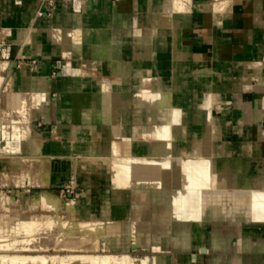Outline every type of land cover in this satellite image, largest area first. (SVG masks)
Masks as SVG:
<instances>
[{
	"label": "rangeland",
	"instance_id": "rangeland-1",
	"mask_svg": "<svg viewBox=\"0 0 264 264\" xmlns=\"http://www.w3.org/2000/svg\"><path fill=\"white\" fill-rule=\"evenodd\" d=\"M9 1H11V0H0V17L3 15L8 16L9 14H11V20L10 21H12V24H5L4 25V24L0 23V26L3 28V33L0 36V44H1V40L8 37L9 35H10V38H11V36L13 37L12 28H13L14 33L15 32L18 33L19 31L23 30V34L26 35V37H27L26 38V41H27L26 44L21 45L19 43V41H15V40H13V41H15L21 45L19 53L22 56H29V58H27V61H29L30 64L35 69L38 65V59H41V58L43 60L46 59L45 55H44V51L42 48H44V45H47L45 40L43 41L44 42L43 44L38 43V42L37 43L34 42L33 39H34V37H36L35 35H37L35 30H39V35L42 37H45L44 34H45L46 28H47L46 18H55V20H57V21L60 20L61 13H62V6L60 5V1L61 2L65 1L64 4L69 5V9H68L70 12L69 21L68 22H61L60 25L57 26V35L59 36V39H60L59 42L57 41V44H59V45L62 44L61 46H63V50L68 49V52L73 51V49H74L73 47L75 45V42L73 40L74 38H72V35L76 33L77 26H75L76 28H73L71 25V15H73V14L71 13L70 9H72V11H74V12H76V10H77V12L73 15L74 19H75V15L83 13V12H81V9L83 8V6L78 8L77 4L75 2L76 0H41L39 6L37 8L38 9L37 13H35V16H32L31 18L22 16L21 11L20 12L19 11L14 12L12 10L8 11L7 9H9L8 8L9 6L7 3ZM148 2H149V0H143V2H140L138 5L136 20H135V30L137 28L136 27V21H139L141 25H143V23L144 24L147 23V19H145L144 15L148 12V10L150 8V5ZM165 2L167 3L168 0H164V1L156 0V3H158L162 7V9L166 6ZM185 2L192 8V12H193L191 0H185ZM216 2H218V4L221 7H223L222 16H221L222 20L220 21V23H222V24L218 25V28H215V30H219V28L223 26L224 22L230 18V14L232 12V6H231L232 0H212V2H204V1L202 2L201 1L200 4H210V3H216ZM9 4H10V2H9ZM99 5L100 6H99L98 10H100L101 7L103 6V3L101 0L99 2ZM104 6H105V8L107 7L106 3ZM98 10H97V12H98ZM192 12H191V15H192ZM45 15H46V17H45ZM191 15H190V17H191ZM41 19L43 20V23L39 22V21H41ZM189 20H190V18H189ZM212 23L214 24V21ZM93 25L91 26L90 30L85 34L86 37L83 40L84 41L83 43L87 44L88 48L95 54L96 51H94V47L102 45V42L96 41L95 31L99 28L94 27ZM213 27H215V26L213 25ZM125 29H127V28H125ZM140 29H141V31H145L143 26ZM9 30H10V32H9ZM128 32H129V36H130L131 33H130L129 29H128ZM67 35H69V36H67ZM158 35H159V33H157V39H158ZM67 37H69L68 40H67ZM165 37H166V35H165ZM161 39H162V37H161ZM62 41H65V42H62ZM72 44H73V46H72ZM10 45H12V48L15 52L18 51V49H19L18 44L13 43ZM30 49H31V51H30ZM69 49H70V51H69ZM259 50H260V46H256V45L254 46L253 44H251V48L248 50L247 55L253 56V53H258ZM111 51H112V53L110 51L109 52L107 51L104 53V55H101L100 57H99V55H97L95 57L105 61L104 68L107 65L110 67V65L107 63L110 61V59H111V61L113 60L114 64H113V66L111 65L112 68H118L119 69L120 67H122L123 70L125 71V74H115V73H111V72H109L110 74H105V72H103L104 68H98V67H95L94 65L86 66V65L82 64L81 62H79V61L83 60L82 58H74V56L67 54V53H63L62 55H59V56L51 55L47 58L51 62V72L48 75L49 77H51V78L57 77V72L62 71L64 66H65V68L68 69L67 73H69V74H66L64 77L68 81L66 83H69V87L72 89L71 91H68V93L70 94V95L68 94L69 98H73L75 93L77 92V91H75V89H77V88H75L76 87L75 84L77 82H80V81H81V83L83 82L82 83L83 88L79 89L80 92H82V89L84 91L85 90L84 87L87 84L94 82L93 81L94 75H97V76L102 75L105 78H107L109 81H113L115 84H117L119 82L118 85H126L125 87L127 88V92H128L127 96H128L129 104L124 105L123 108L121 106L120 111L118 110L119 112H116V114L119 117L121 115L122 118L120 117V119H123L124 121L122 123V120H121L118 122V124L115 122L116 127L111 130L112 134H111L110 130H109V134L106 133L108 131V129L105 128V126L103 127V125H105V123L103 124V122L98 121L96 123L93 122L96 124V125H94V124H91L89 121H86L84 119L82 122L76 121L73 123L74 127L70 130L71 132L69 131L68 137L66 135L67 139H65L63 137V135H61V134L54 133V127H55L54 120L57 117V106H58L54 97L56 96L57 93H58L57 96L60 95L59 90L55 89L56 85L55 84L50 85L49 83H46L44 81V78L40 79L39 80L40 82L38 81V84H36V82L33 81V79L23 77L21 75V71L19 74L15 73L13 70H10L9 74H8V71L5 73L6 68L8 67V65H10V63H8V61L6 62L7 65L5 64L6 65L5 70L3 71V74H1L2 76H0V160H1L0 161V242L6 241V244H8L9 246L7 247V246H5L6 244L1 243L3 246H1V244H0V255H10V254L39 255V254H41V255H44L45 257L51 259V257L53 255H69V254L102 255V254L108 253V254H115L118 256H122L125 253H128L134 257H142L144 255H147V256L162 255L164 257H167V256L170 257L171 256L170 257L171 260H173V261L176 260L174 262L172 261V264L173 263L174 264H183L181 262V256H185V255L191 256L193 253H195V249L193 247L195 245H197V242H198L197 241L198 230H199L198 225L200 222V218H199L200 214H198L197 207L196 208L194 207L195 210H192V209H194L193 207H192V209L190 208L192 211L190 209H185V210L182 209V211L184 213L186 211V213H185L186 217H185L183 212L182 213L180 212V214L181 215L183 214V217H185L183 219H184V222H186V226L189 227L188 229H189V232H190L191 238H192L191 239L192 240L191 241L192 247H181L182 245H185L186 243L175 247L173 245V243H174V241H173L174 237L173 236L174 235L172 233H169L168 230H171L172 228L178 229L183 225L182 223H180V220H178L176 215L173 217V220H171V221H175V222H172L171 225L170 224H168V225L164 224L165 227H164V225L160 226L158 224L159 223L158 218L156 217V214H155L156 210H157L155 203H153V202L148 203L147 202L148 199H145L146 201H144V202L146 203V205L143 209V213H140L139 212L140 210L135 207V200L139 196V192H141V191L145 192L146 191L145 189H143L142 185H140L138 183L137 184L132 183L130 185L129 183L131 182V180H133V178H129L130 179V181H128L129 183H125V184H129L128 187H126L127 185L124 186V184H123L122 186H120V188L123 190L122 191L123 193H119L120 195L114 196L112 190L114 188H119L118 186L114 185L115 184L114 178L110 177L107 172H103L107 175L106 176L102 172H100L102 174L101 175L98 172L93 171L94 169L92 168V165L90 163L89 158L88 159L85 157L82 158L81 155H79L80 154L79 149H81V147H85L88 144L87 143L88 141L92 142L93 146H98V145L101 146L102 145V146H105V148H106V147H108V145L109 146L112 145V141H120L121 140V141H124V143L122 144V147H121L122 148L121 156L125 155L124 157L128 158V159H124L125 161L124 160H122V161L126 163L125 165H128L129 167L131 166L130 169H125V172L135 173V172H133V170L138 171V169H139V170H143L148 175H150V173H152L150 168H152V170H154L153 168H155L157 163H161L160 162L161 160L160 161L159 160H151V161L149 160L150 164L149 163L147 164L148 161L146 162L143 159L140 160L139 157L141 155L140 156H139V154L136 155L135 152H133V151L139 147L138 141H140V142L141 141L142 142L148 141V140L150 141L152 138L151 136L149 137L148 135H145V136L142 134L139 135V133H138L139 129H137L136 127L137 126H143V125L149 126V127L160 126L165 119V117L162 115L163 114L162 112H163L164 106L167 107V104L161 105L163 108L157 107V106L152 107L151 110H152V114L154 117L152 120H149V115H148V112H146V109H144V107L141 108V107L137 106L138 104H136L134 102V100H135L136 94L140 91V89L138 88L139 83H140L139 82L140 80H138L139 78L144 79L143 87L150 92L149 98L151 100L155 96H158V97L163 96L164 97V94H168V92H161V91L164 89L162 84L168 86V85H171L172 83H174V81H175V73L173 72V69H172V67L174 65L172 64V62L168 56L170 50L168 48H165V47H160L157 50L155 48V52H156L155 60L158 62V66L161 70V72L158 74V77L160 78L158 83L160 84V86L162 88L161 91L156 90L157 85L154 83V79L150 78L152 76L150 73L149 74L148 73L147 74L139 73V77H138V73L136 72V70H135L136 68L133 64H130V63L125 64V62L122 61V64L118 66L116 60L113 59V56H114L113 52L114 51L113 50H111ZM214 51H216V50L214 49ZM214 51L212 53V59L214 62L220 61L221 62L220 65H212L210 58H208L207 60L198 58L197 60H195V66H194V64H192L190 67V65H189L190 54L188 57V61H187L188 69H187L186 74H185V81L187 83L183 88V93H185V95L187 96L188 102L182 108L183 112L181 111V114L184 115L185 118H187V120L184 122H180L177 125L180 128V132L183 133V130L185 131V135H182V138L181 137L178 138L181 140V146L183 148L182 152H184V153H182V152L180 153V157H178V159H177L178 160L177 165H178L179 169L185 168V167H187V165L191 164L190 157L196 158L197 167H195L193 169V172L196 173V175H197L195 177L201 178L200 175L202 174V176L204 177V180H205L204 181L205 184L200 186V190L203 191V189H207V190H209V192L212 196L216 195L217 197L223 196V194H224L223 192H227V193L236 192L238 194L237 196H238V198H240V200H241L240 204H241V207H243V208H239L240 211L238 209L235 210V211H237V213L234 212V215H236V216H234V218H233L234 221L232 220L234 223L233 224L234 226L231 227L233 231L231 232L230 230H228V227H225V226L221 227L220 225H218V228L216 225H213L211 228H208V232H213L215 230L219 231L220 229H223V230L225 229V231L228 230L227 232L230 234L229 235V238H230L229 243L231 245V244H235V241L240 237V236H238V232L236 233V231L241 230L242 232H244V230L248 229V228L249 229L256 228V229H260L261 231L264 230V224H263L264 223V218H263L264 213L261 212V209H264V199H263L264 198V193H263L264 192V184L258 182V179H259V181H262V179H260L261 177H259L261 173H259V171L256 169L255 161L248 159L247 155L241 153L242 155H241L239 160H234L233 158H231L232 149L236 148V146H232L231 136L233 133H236L239 130V127H238L239 125L235 124L233 122V120L235 119L236 121H243V122L247 120L248 123L260 122L261 117L264 116V106H262V105H264V102H263L264 97H260L259 98V99H261V101H260V100L256 99L255 97H250L249 95L244 96V98L246 99L245 103H244L245 109H247V111L250 112L249 118H246V119L242 118L241 115H243L245 117L248 116V114H246V112L245 113L241 112V114L240 113L236 114L237 109H239V108L242 109V105H240V103L242 101V96H234V93L237 94L238 92L240 93V92H243L245 90H248L250 92L251 91L255 92V95L256 94L264 95V91H258L256 89V86L259 83H262L264 81V66H263L264 61H260L257 59H255V60L239 59V60H235L238 62H229L228 63L226 61L218 60L216 57L217 52H214ZM37 53L39 55H35ZM64 54H66V55H64ZM1 61H5V60H1ZM135 61H136V58H135ZM151 61H152L151 59L145 60V62H146L145 67H146V69L149 70V72H151L154 69V66L151 63ZM30 64L27 62H23L21 65V69L24 66L28 65L30 67V70L32 71V69H31L32 67ZM132 69H133V71H132ZM16 71H18V70H16ZM80 75H81V77H80ZM207 76L211 77V80H212L211 84L213 87L208 88V89L205 88L206 90L203 89L201 91L200 95L202 94L201 95L202 100L205 101L207 99L210 100V97H211L210 95L212 93L215 94V96L213 98L214 100L211 102L210 106H208V107L206 106V107L209 108V110H210L214 126L219 127L220 132L222 133V139H220L219 141L214 140V139H213V141H212V139L209 140L210 144L208 143L209 146H207L208 148L206 147L208 152H207V150L199 151L198 149H195L197 147V145L202 144L205 141L204 137H206V136L205 135L199 136L194 131L195 127H196V123L194 122V115H195L196 109L198 107H202V106L196 104V93H199V91H197L196 87L198 86L199 78L202 77L201 79H203V78H206ZM14 77H15V79H14ZM70 78H71V80H70ZM77 78H78V80H77ZM145 82H146V84H145ZM149 82H151V83H149ZM53 83H54V81H53ZM152 83H154L155 85ZM53 85H55V86H53ZM48 89H49V92H48ZM154 90H156V91H154ZM115 91L117 92V93H115L116 95H114L115 98H117V99L121 98L122 96L121 97L119 96L120 94H118V91L117 90H115ZM207 91H209V92H207ZM37 92H39V94ZM30 95H32L31 96L32 98L30 97ZM88 98H91V97H88ZM32 100H33V103L31 104ZM24 101H26V103ZM40 101H41L40 104L42 106L43 105L44 106H49V105L52 106V119L50 120V122H44L43 117L45 115V111L43 113V110L40 107L41 105H39ZM109 104L111 106L112 102H110ZM85 107H86V105H85ZM108 107H109V105L105 108H108ZM261 108H262V111H261ZM136 109L138 110V112H135ZM25 110L27 112L26 115H24ZM88 110L90 112L92 110L91 113H93V111L95 110V106L94 105L89 106ZM22 111H23V113H22ZM205 112H206V110L204 109V113ZM85 114L88 115V112H86ZM102 114H100V116ZM20 117H21V119H20ZM125 117L127 119H125ZM17 119H20L21 121L17 120ZM15 120H16V122H15ZM100 123L103 124L102 127H101ZM90 124L92 125L91 132H92V130L94 132L91 139H89L86 136H82L80 138H77L74 134H72V130L73 131H75L77 129L81 130L82 126L88 127V125H90ZM53 125H54V127H53ZM77 126H79V127H77ZM121 126L122 127L124 126L125 128L127 126V128L123 129ZM262 126L264 128V121L262 122ZM26 128H27V130H26ZM28 128L30 130L32 138H34L35 140L48 141V147L50 150H53L52 153H48V154L43 153L42 154L40 151L35 149V145H32V147L30 149L24 148V144H23L24 143L23 142L24 136L22 134H26L25 132L28 131ZM98 134H99V136L97 139L96 136ZM100 134H102V135H100ZM73 135H74V138H73ZM109 135L112 136L111 140H109L110 139ZM249 136L250 135L248 134V131H244L241 134H239L238 140L241 142L242 139L249 138ZM104 137H106V138H104ZM260 137H262V135H260ZM175 139H177V138H174V140ZM66 140H68L70 142L68 143V141H66ZM68 146H69V152H67V153L63 152L65 150H67ZM71 149H72V151H71ZM213 149H215V150H213ZM263 149H264V147L262 148V150ZM127 150H128V152H127ZM221 151L223 152V154ZM185 152H187L186 154H189V155L186 156ZM149 154H151V153H149ZM181 154L182 155L185 154V155L181 156ZM28 155H30V156H28ZM34 155H39V157L35 156V158L37 157L38 160H41L43 163L41 161H37V158L35 159ZM73 155H76V156H73ZM71 156H72V158H71ZM151 156H154V155H151ZM199 156L200 157L204 156V157L200 158ZM8 157H10V158H8ZM41 157H43V158H41ZM49 157H51V158H49ZM261 157L264 158V156H261ZM28 158H31V159L29 160ZM78 158H79V161L81 160L80 162H82V161L84 163H87L88 161L89 162L84 165V163L82 164L78 161ZM198 158L200 159V161H198L199 160ZM6 159H8V161H5ZM9 159H10V161H9ZM12 159H13V161H14V159L18 160V161H15V163H13ZM19 160L23 164L24 163L25 164L24 165L22 163L20 164ZM24 160H26V161H24ZM85 160H88V161H85ZM127 160H128V162H126ZM184 160H185V162H184ZM196 160H194V161H196ZM50 161H51V164H49ZM227 161H230V169L228 170L227 180H228V182H230L234 186L241 184V186L239 188H235V187L232 188L231 186H227L225 184H222V182H221V181H223V180H221V179H223V177H220L219 174H221L220 172L223 171L222 167H224V164ZM16 162L19 163V166L22 165L23 168H22V166L19 167L18 163H16ZM30 162H31V164H30ZM113 162H115V161H113ZM137 162H139V163H137ZM45 163L47 164V166L50 169L46 165L41 166V165H44ZM76 163L78 165L75 166ZM197 163H201L199 165H201L202 167H198ZM27 164H28V167L26 166ZM88 164H90L91 166L90 165L88 166ZM193 164H195V163H193ZM209 164L211 165L210 166L211 168L209 167ZM12 165H13V168L11 167ZM38 165H40V166H38ZM142 165H145L146 167H144ZM80 166H81V168H80ZM16 167H17V169H16L17 171L13 170ZM39 167L42 169L41 173H39V171H41V169L39 170ZM44 167H46V168H44ZM140 167H141V169H140ZM9 168H10V170H9ZM20 168H21V170H19ZM24 168H26L25 170H27V171H25ZM29 168H31L30 169L31 171L29 170ZM47 168H48V170H47ZM206 168H208V170ZM11 169L14 171V173ZM43 169H44V171H43ZM196 169H197V171H196ZM35 170H36V172L37 171L38 172L37 173L34 172ZM8 171H10V172H8ZM24 171L27 173H25ZM28 171H30V172H28ZM45 171H47L48 173ZM43 172H45V174ZM216 172H219V173H216ZM12 173H13V175H12ZM29 173L32 175H30ZM46 173H47V175H46ZM136 173H138V172H136ZM183 173H184V176L182 179H185L186 181H188V178H190V175L187 178L186 172L183 171ZM10 175H11V177H10ZM44 175H46V176L44 177ZM39 176H41L40 177L41 181L39 179ZM6 177L8 178L7 182L5 179ZM31 177H33V178H31ZM34 177H35V179H34ZM210 177H211V179H210ZM257 177H259V178H257ZM36 178L38 179V181L36 180ZM208 178L210 181L208 180ZM255 178H256V180H255ZM32 179H34V181ZM45 179H46V181H45ZM196 181H199V180L196 179ZM199 183H201V182H199ZM244 183H245V185H242ZM259 183H260V186H259ZM216 184H217V186H216ZM197 187L199 188L198 185H195V184L193 185V184H190L189 182H187V183H185V185L182 186L181 192L183 191V194H185L189 189H195ZM212 188H214V189H212ZM234 189H238V190L234 191ZM44 190L45 191H57V193H58L57 195H59V197H58L59 202H57L56 205L52 204L53 208L55 206L54 209L51 207L52 205L48 206V205H46V203H44V205H43V202L41 201V198L43 196L41 193ZM240 191H242V192H240ZM246 191H248V192H246ZM261 191H263V192H261ZM215 192H217L219 194H217ZM83 193L85 194V196L82 195ZM251 193L255 196H250V195H252ZM261 193H263V194H261ZM120 197H121V199H120ZM258 199H259V201H258ZM60 202H61V205H60ZM58 203L60 206L57 207ZM243 203H244V205H243ZM245 204H246V206H245ZM229 205H231V204H229ZM261 205H262V207H261ZM50 207H51V209H50ZM249 210H250V212H249ZM190 211L195 213V215H189ZM239 212H240V214H239ZM260 212L262 213V215ZM135 214H137V216H138V214H140V215L138 217H135ZM237 215L239 216L238 217L239 219L237 218ZM240 215H242L241 219H240V217H241ZM189 216H191V218ZM196 216H198V217H196ZM260 216H261V219H263V220L260 219ZM47 219H49V220H47ZM236 219H238V221H236ZM243 219L245 221L247 220V222H241V221H244ZM35 220L36 221L40 220L41 222L46 221V224L47 223L48 224L45 226V228H48L49 225H52V226L49 227V229L45 230V228H43L44 222L41 224L39 221L37 223V226L32 225L31 221L34 223ZM138 221H140V222L142 221L143 224L142 225L138 224L139 223ZM252 221H254V222H252ZM27 222L31 223V224H29V226L31 227V230L34 228L33 229L34 232L36 230L37 231L39 230V232L34 233L33 231H30V228H29ZM85 224H87V226L89 224L91 226H94V227L97 226L98 230L97 229L94 230L93 229L94 227H93L92 230H94V231L92 232L90 225L88 226L89 228H87V226ZM38 225H40V228ZM41 225H43V226H41ZM81 225H84V227L86 226V228L85 229L82 228L83 226H81ZM99 226L103 227V231H102V229L101 230L99 229L100 228ZM35 227L38 229H36ZM54 227H56V228H54ZM61 227L64 229L66 228L65 230H67V227H68V230H70V232L67 230L68 232L66 233V231L64 229H61ZM70 227H71V229H70ZM77 227H79L82 231L84 230L83 232H85V233H83ZM119 227L120 228L123 227V228L120 229ZM164 228L165 229L167 228L166 229L167 231L164 230ZM25 229H27V230H25ZM40 229H44V231H46V232L43 233V231H41ZM50 229H51V231H48ZM57 229L59 232L57 231ZM72 229H74V230H72ZM105 229H106V231H105ZM109 229H110V231L115 230L117 232L116 234H114L116 236V238H117V236L118 237L121 236L120 233H122V232L124 233V231H125L124 229H126V230L128 229L127 230L128 232L126 231L128 233V236H127V238H125L127 242L123 241V243H122L120 241L119 242L121 244L120 245L118 243V240L114 241L113 239H111V241H110V243L112 245V246L110 245L111 248L105 249L107 247L106 246L107 244H105L103 237L104 236L106 237L109 234V232H108V234H105V232L107 233V231ZM209 229L210 230L212 229V230L209 231ZM60 230H62V231L60 232ZM78 230L82 233V234L81 233L80 234L84 236V237L83 236L82 237L87 238V240H88V238H89V240L91 238V237H88V236H91L90 234L88 236H86L87 230H88V233L90 232L93 234L92 235L93 237L91 239H93V238L94 239L98 238V239L92 240V241L90 240L92 243L89 240L87 242V240L83 239L80 234L76 235V233H79ZM120 230L122 232H120ZM26 231H28V232L26 233ZM71 231L72 232L74 231V233H73L74 235L71 234L72 233ZM23 232L26 235H28V233L30 232V234H29L30 236L33 232L32 235L36 234L37 236L36 235H35L36 237L32 236V238L34 239V240H32L31 237L29 238V235H28L27 240L25 238L26 241L22 240L26 244L24 242L21 243L22 241L20 239H24V236H22V235H24ZM100 232H102V234ZM161 232H163V234ZM49 233H50V235H49ZM59 233H62V234H59ZM99 233L101 235H99ZM118 233L120 234V236L118 235ZM38 234L42 238L40 236H39V238H37ZM51 234L54 236L52 237ZM58 235L63 236L64 238L59 237ZM94 235H96V237ZM98 235H99V237H98ZM20 236H22V237L20 238ZM75 236H77V238ZM78 236H80L81 238L80 237L78 238ZM259 236L264 237V235H262V234H260ZM16 237H19L20 239L17 238V240H16L15 239ZM56 237H58V238L55 239ZM71 237L73 238L74 242H72L73 240L71 239ZM233 237H234V239H233ZM235 238H236V240H235ZM14 239H15V246H13L14 242L12 241ZM62 239H64V240H62ZM66 239H67V241H66ZM69 239H71V240H69ZM77 239L80 240V242ZM18 240H20L21 242ZM75 240H77V243ZM83 240H85L86 243H82ZM7 241H9V243H7ZM17 241H18V243H17ZM52 242H53V244H52ZM94 242H97L94 244V245L97 244L96 247L93 245ZM10 243H12L13 245ZM27 243H29V244H27ZM33 243H34V245H33ZM62 243L64 244V246H62L63 245ZM66 243L67 244L70 243V244L66 245ZM78 243H79V245H83V244L86 245L89 243L88 247L90 249L88 247L85 249L84 248H76L75 249V248H72L70 246L71 244H75V245L77 244L78 245ZM125 244L127 245V248H126ZM10 245H11V247H10ZM46 246H47V248H46ZM14 247H16V248H14ZM37 247H39V248H37ZM69 247H71V248H69ZM91 247L93 249L94 248L95 249L93 250ZM122 248L125 250H123ZM206 251L207 250L205 248L201 250L202 253H205ZM226 252H228V250ZM192 256L194 257V254ZM179 258H180V262H178ZM136 264H138V262Z\"/></svg>",
	"mask_w": 264,
	"mask_h": 264
},
{
	"label": "bare ground",
	"instance_id": "bare-ground-1",
	"mask_svg": "<svg viewBox=\"0 0 264 264\" xmlns=\"http://www.w3.org/2000/svg\"><path fill=\"white\" fill-rule=\"evenodd\" d=\"M40 1L41 0H11V1H9L10 4H9V2L7 4L9 6V8H10V11L11 10L14 11V12H17V11L20 12L21 11L22 12V14H21L22 16L28 17L31 14L37 13V10H38L37 8H38V6L40 4ZM64 2L65 1H63V2L60 1V5L62 6V13H61L60 20L57 21V20H55V18H46L47 28H46V32L44 34L45 37H42V36L39 35V30H35L37 35H35L36 37H34V39H33L34 42H36V43L38 42V43L43 44L44 43L43 41L45 40L46 43H47V45H44V48H42L43 51H44L45 58H46V61L44 62V65L42 66L44 68L42 70H38V72H36V73H33V71L30 70V67L28 65H26L20 70L21 71V75L23 77H26V78H29V79H33V81H35L36 84H38V81L40 79L44 78L43 77L44 74L47 73V71L49 69V62H48L47 58L49 56H51V55L59 56V55H62L63 53H67V54H70V55L74 56V58H82L83 60L79 61V62H81L82 64H84L86 66L94 65L95 67H98V68H104L105 61L95 57L97 55H99V57H100L101 55H104L105 52H107V51L109 52L110 51L112 53L111 50L114 51L116 49V53L118 54L119 57L115 58L113 55L112 56H113V59L116 60L118 66L122 64V61H123L122 57H124L126 55L125 47L123 46V44H121V40H118V39H119V37H124V40L128 41L130 36H129L128 29H125V28H122V27H116V28L111 29V28L107 27V24H106V27L105 26L98 27L99 29H97L95 31L96 41L97 42L101 41L102 45L94 47V51H96L95 54L88 48L87 44L83 43L84 42L83 40L86 37L85 34L90 30L91 26L95 22L94 19H93V16H94L93 13H87V12L75 15L77 30H76L75 34H73V35L71 34L72 38H74L73 40L75 42V45L73 47L74 48L73 51L68 52V49L67 50L66 49L63 50V46H61L62 44H60V45L57 44V41L58 42L60 41L59 36L57 35V26H59L61 22H68L69 21V15H70V12L68 10L69 9V5L68 4H64ZM75 2L77 4L78 8L83 6V7L87 8V9H90L91 12L94 11L96 13H97V10H98V8L100 6L99 5L100 0H90L89 4H86V2L83 1V0H76ZM148 3L150 5V8H149L148 12L146 11L147 13L144 15L145 19H147V23H145V24L143 23V25H141L139 21H136V27L137 28L135 30V37H136V41H137V47H136L137 49H136V52H135V56H136V61L134 63V66L136 68L135 70L138 73V77H139V73H141V74H147V73L149 74L150 73L152 75V76L150 75L151 76L150 78L154 79V83L157 85L156 90L157 91H159V90L161 91L162 88H161L160 84L158 83L159 79H160L158 77V74L161 72V70H160V68L158 66V62L155 60V55L154 54H155V48H156V42H157V33L161 29L169 27V29L171 30V33L169 35H166L167 40H168V49L170 50L168 56H169L172 64L174 65L172 67V69H173V72L175 73V81H174V83H172L171 85H168V86L162 84L164 89L161 92H168V94H164V97L163 96L162 97L155 96L151 100L149 98L150 92L143 87L144 79L143 78L142 79H140V78L138 79V80H140L139 81L140 83H139V86H138L140 91L136 94L134 102L136 104H138L137 106H139L141 108L144 107V109H146V112H148V115H149V120H152L153 117H154L153 114H152V110H151L152 107H154V106L155 107L156 106L157 107H162L161 105H163V104H167V107L164 106L162 115L165 117V119H164L163 123L160 126L149 127V126H144L143 125V126H137L136 127L137 129H139L138 130L139 135L140 134H142L144 136L148 135L149 137L151 136L152 138H151L150 141L149 140L148 141H143V142L142 141L141 142L138 141L139 142L138 143L139 147L136 148L133 152H135L136 155L137 154H139V156L141 155L139 157V159L140 160L143 159L146 162L148 161L147 164L148 163L150 164L149 160L150 161L151 160H159V161L161 160L160 161L161 163H157L155 168H153L154 170H152V168H150L151 171H152V173H150V175H148L143 170H139V169H138V171H134L133 170V172H135V173L125 172V169H130L131 166L129 167L128 165H125L126 163L122 161V160L128 159V158L124 157L125 155L121 156V154H122V148L121 147H122V144L124 143V141H121V140L120 141H112V145L111 146L108 145V147H106V148H105V146H102V145L101 146H99V145L98 146H93V143L88 141L87 142L88 144L85 147H81V149H79V153H80L79 155H81L82 158L83 157H85L87 159L89 158L90 163L92 165V168L94 169L93 171H96L99 174H101L100 172H102V173L103 172H107L110 177L114 178V183H115L114 185L119 187V188H114L112 190L114 196L120 195L119 193H123L122 192L123 190L120 188V186H122L123 184H124V186L127 185L126 187H128V185L129 184L131 185L132 183H134V184L138 183V184L142 185L143 189H145L146 191L145 192L141 191V192H139V196L138 197L136 196L137 198L135 200V207L140 210L139 211L140 213H143V209H144V207L146 205V203L144 202V201H146L145 199H148L147 200L148 203L149 202L150 203L151 202L155 203L156 204L155 206L157 208L155 214H156V217L158 218V222H159L158 224L160 226L161 225L163 226L164 224L165 225H168V224L171 225L172 222H175V221H171V220H173V217L176 215L178 220H180V223H182L183 225L180 228H178V229H173L172 228L171 230H168L169 233H172L174 235L173 236L174 237L173 245L175 247L179 246L181 244H184V243H186V244L182 245L181 247H192L191 246V241H192L191 239L192 238H191V234H190L189 229H188L189 227L186 226V222H184V219H183V218L186 217V214H185L186 211L184 213L182 211V209L185 210V209H190V208L192 209V207L193 208L197 207L198 214H200V216H199L200 222H199V225H198V229L199 230H198V237H197V241L198 242H197V245H195L193 247L195 249V253H193L194 257L192 256L193 254L191 256H186V255L185 256H181V262L183 264H264V237H262V236L260 237L259 236L260 234L264 235V230L261 231L260 229H256V228H252V229L248 228V229H245L244 232H242L241 230L240 231H236V233L238 232V236H240V237L237 240L235 238V240H236L235 244H231L230 245V243H229V240H230L229 235L230 234L227 231L228 230H230L231 232L233 231L231 227L234 226L233 225L234 224L233 223V221H234L233 218H234V216H236V215H234V212L237 213V211H235V210H237V209L239 210V208H243V207H241V204H240L241 200L237 196L238 194L236 192H233V193L223 192L224 194H223V196H221L223 198L222 199L221 197H219V196L217 197L216 195L212 196L210 194L209 190H207V189H203V191L200 190V186L205 184V182H204L205 180H204V177L202 176V174L201 175L199 174L201 178L195 177L197 175H196V173L193 172V169L195 167H197L196 158L190 157L191 164L187 165V167H185V168H180L179 169V167L177 165V162H178L177 159H178V157H180V153L183 150V148L181 146V140L178 139V138H180V137L182 138V135H185V131L183 130V133L180 132V128L177 125H178V123L184 122V121L187 120V118H185V116L181 114V111H182V108L188 102L187 96L185 95V93H183V88H184V86L187 83L185 81V74H186V71L188 69L187 61H188V57H189V54H190V48L186 47L181 42V40L183 38V34H182L183 31L182 30L184 28V25L189 21V18H190L191 12H192V8L185 2V0H168L167 3L165 2L166 6L163 9L158 3H156V0H149ZM106 6H107L106 8L108 9L107 3H106ZM222 9H223V7H221L218 4V2H216V3H210V4H200V6L197 8V11L209 14L210 15V25L212 24V25L215 26L214 28H218V25L222 24V23H220V21L222 20L221 19ZM213 21H214V24L212 23ZM142 26L144 27L145 31H141L140 28ZM9 32H10V30H9ZM12 32H14L13 28H12ZM19 33H21L20 34V38L18 40L19 43L21 45L22 44H26V42H27L26 38L27 37H26V35L23 34V30L19 31ZM67 36H69V35H67ZM68 38L69 37H67V40H68ZM117 41H119V43ZM62 42H65V41H62ZM114 45L117 46V47L115 48ZM72 46H73V44H72ZM70 49H69V51H70ZM215 50H216V48H215ZM30 51H31V49H30ZM214 52H216V51H214ZM35 55H39V54L37 53ZM64 55H66V54H64ZM146 59L147 60L148 59L152 60L151 63L153 64L154 69L151 72H149V70L146 69V67H145V65H146L145 64L146 63L145 60ZM210 59H211V64L212 65H220V63H221L220 61L214 62L212 58H210ZM6 62L7 61H1L0 60V76H2L1 74H3V71L5 70V66L7 65ZM107 64L110 65V67L108 65L106 66V67L109 68V72L115 73V74H125V71L123 70L122 67H120L119 69L118 68H112V66L114 64L113 60L111 61V59H110V61ZM67 71H68V69L65 68V72H67ZM80 77H81V75H80ZM201 78H199L198 86L196 87L197 91H199V93H196V104L200 105L202 107H198L196 109V112H195V115H194V122L196 123V127H195L194 131H195V133L197 135H199V136L205 135L208 139L206 137H204L205 141L202 144L197 145V147L195 149H198L199 151L207 150L206 147L209 146L208 145V143L210 142L209 140L212 139V141H213V139H214V140H218L219 141L220 139H222V133L220 132V128L214 126L210 110H209V108H207L208 106H210L211 102L214 100L213 98H214L215 94L212 93L210 95L211 96L210 100L207 99V100H205L206 102L204 100H202V97H201L202 94L200 95V93H201V91L203 89H205V88L208 89V88L213 87L212 84H211V82H212L211 77L207 76L206 78H203V79H201ZM14 79H15V77H14ZM77 80H78V78H77ZM93 81L94 82H91L90 84H87L84 87L85 90L83 91V89H82V92H80L79 89L83 88V86H82L83 82L82 83H81V81L77 82L75 84L76 85L75 88H77V89H75V91H77V92L75 93L73 98H69L68 97V94H69L68 91H71L72 89L69 87V83H66V82H68L66 80V78L63 76L62 79H60L58 81L54 80V84L56 85L55 87L60 92V95L58 96L59 114H58V118H57V123H56V125L54 127V133L61 134V135H63V137L65 139H67L69 131L74 127L73 123L76 122V121L82 122L84 119L86 121H89L91 124H94V125H96L95 123L98 122V121L103 122V124L105 123V125H103L101 123L100 124H101V127L103 125V127L105 126V128L108 129V131L106 132L108 134H109V130L111 131L113 128L116 127L115 122L118 124V122L122 120V123H123L124 120L120 119L121 115L119 117L116 114V112L120 111V107L121 106L123 108L124 105H128L129 104V100H128V96H127L128 92H127V88L125 87L126 85H118L119 82L117 84H115L113 81H109L107 78H105L102 75L101 76L94 75ZM149 83H151V82H149ZM154 83H152V84H154ZM145 84H146V82H145ZM256 89L258 91H264V81L262 83H259L256 86ZM115 90L118 91V94H120L119 95L120 97L122 96L121 98H118V99L115 98L114 95H116L115 93H117ZM156 90H154V91H156ZM207 92H209V91H207ZM37 93L39 94V92H37ZM31 96L32 95H30V97ZM88 97H91V98H88ZM258 100L261 101V99H258ZM24 102L26 103V101H24ZM110 102H112V105H111L112 107L109 104ZM32 103H33V100L31 102V104ZM40 103H41V101L39 102V105H41ZM85 105H86V107H85ZM91 105L95 106V110L93 111V113H91L92 110H91V112L88 110V107L91 106ZM108 105H109L110 108L109 107L105 108ZM262 106H264V105H262ZM40 107L42 108L43 112L44 111L48 112V110H49V106H44V105L42 106L41 105ZM262 108H261V111H262ZM204 109L206 110L205 113H204ZM86 112H88V115L85 114ZM22 113H23V111H22ZM26 113L27 112L25 110V114L24 115H26ZM100 114H102V115L100 116ZM20 119H21V117H20ZM20 119H17V120H20ZM125 119H127V118L125 117ZM15 122H16V120H15ZM93 122H95V123H93ZM91 124L88 125V127H83L82 126L81 130H78V129L75 130V131L72 130V134H74L77 138H80L82 136H86L89 139H91V137L93 136V133H94L93 130L91 132V128H92ZM77 127H79V126H77ZM122 128L124 129L125 127L123 126ZM126 128H127V126H126ZM26 130H27V128H26ZM25 133L26 134H22L24 136V140L23 139L22 140L24 142L23 144H24V148L25 149H30L32 147V145H35V149L40 151L42 154L43 153H46V154L52 153L53 150H50L49 147L47 146L48 141H38V140H35L34 138H32L29 128H28V131H26ZM111 134H112V131H111ZM66 135H67V137H66ZM74 135H73V138H74ZM100 135H102V134H100ZM98 136H99V134L96 136L97 139H98ZM109 136H110L109 140H111L112 136L111 135H109ZM104 138H106V137H104ZM174 138H177V139L174 140ZM66 141H68V140H66ZM69 142L70 141H68V143ZM213 150H215V149H213ZM71 151H72V149H71ZM63 152H66V153L69 152V146L67 147V150H65ZM127 152H128V150H127ZM207 152H208V150H207ZM149 153H151V154H149ZM182 153H184V152H182ZM186 153L187 152H185V154ZM185 154H183V155H185ZM222 154H223V152H222ZM151 155H154V156H151ZM183 155L181 154V156H183ZM187 155H189V154H186V156ZM28 156H30V155H28ZM35 156L39 157V155H34V158H35ZM73 156H76V155H73ZM201 157H204V156H201ZM8 158H10V157H8ZM41 158H43V157H41ZM49 158H51V157H49ZM71 158H72V156H71ZM28 159L30 160L31 158H28ZM194 160H196V161H194ZM5 161H8V159H6ZM9 161H10V159H9ZM15 161H18V160L14 159V161H13V159H12L13 163H15ZM24 161H26V160H24ZM37 161H41V160H38V158H37ZM78 161H79V158H78ZM85 161H88V160H85ZM113 161H115V162H113ZM198 161H200V159ZM254 161L256 163V169L259 171V173H261L259 177H261L260 179H262V181H259V179H258V182L264 184V158L261 157V156L260 157L258 156V158L254 159ZM126 162H128V160ZM184 162H185V160H184ZM16 163H18V162H16ZM21 163L22 162L20 161V164ZM80 163L83 164L84 162L82 161ZM87 163H84V165L87 164ZM137 163H139V162H137ZM193 163H195V164H193ZM30 164H31V162H30ZM49 164H51V161H50ZM197 164H198V167H202L201 165H199L201 163H197ZM210 164H209V167L211 166ZM13 165L11 166L12 168H13ZM45 165L47 166L46 163L44 165H41V166H45ZM76 165H78V164L76 163L75 166ZM89 165L90 164H88V166ZM18 166H19V163H18ZM21 166L22 165H20L19 167H21ZM26 166L28 167V164ZM38 166H40V165H38ZM142 166L146 167L145 165H142ZM17 167L15 169H13V170L17 171L16 170ZM22 168H23V166H22ZM44 168H46V167H44ZM48 168H47V170H48ZM80 168H81V166H80ZM222 168H223V171H222L223 173L220 172L221 174H219L220 177H223V179H221V180H223V181H221L222 184H225L227 186H231L232 188H234V187L235 188H239L241 186V184H239L237 186H234L233 184H231L227 180L228 170L230 169V161H227L224 164V167H222ZM25 169L26 168H24V170ZM30 169L31 168H29V170ZM40 169L41 168L39 167V170ZM140 169H141V167H140ZM206 169L208 170V168H206ZM9 170H10V168H9ZM19 170H21V168ZM25 171H27V170H25ZM30 171H28V172H30ZM43 171H44V169H43ZM183 171L186 172V177L187 178L190 175V178H188V181H186L185 179H182L183 176H184ZM196 171H197V169H196ZM8 172H10V171H8ZM34 172H36V170ZM41 172H42V169H41V171H39V173H41ZM45 172H47V171H45ZM45 172H43V173L45 174ZM136 172H138V173H136ZM13 173H14V171H13ZM13 173H12V175H13ZM25 173H27V172H25ZM47 173H46V175H47ZM216 173H219V172H216ZM103 174H105V173H103ZM30 175H32V174H30ZM46 175H44V177ZM10 177H11V175H10ZM40 177L41 176H39V179L41 181ZM259 177H257V178H259ZM31 178H33V177H31ZM129 178H133V180H131L130 183L128 182V181H130ZM5 179H6V182H7L8 178L6 177ZM34 179H35V177H34ZM34 179H32V180L34 181ZM196 179H198L199 181H196ZM210 179H211V177H210ZM36 180L38 181L37 178H36ZM208 180H209V178H208ZM255 180H256V178H255ZM45 181H46V179H45ZM187 182H189L190 184H193V185L194 184L198 185L199 188L197 187L195 189H189V190L187 189L188 191L185 194H183V191L181 192V189H182V186L185 185V183H187ZM199 182H201V183H199ZM125 183H129V184H125ZM260 183H259V186H260ZM217 184H216V186H217ZM242 185H245V183L242 184ZM212 189H214V188H212ZM237 190L238 189H234V191H237ZM240 192H242V191H240ZM246 192H248V191H246ZM261 192H263V191H261ZM215 193H217V192H215ZM263 193H261V194H263ZM41 194L43 196L41 198V201L43 202V205H44V203H46V205L51 206L52 204L56 205V203L59 202V199H58L59 195H57L58 194L57 191H45L44 190V191H42ZM217 194H219V193H217ZM82 195L85 196L84 193ZM250 196H255V195L252 194ZM120 199H121V197H120ZM258 201H259V199H258ZM229 204H231V205H229ZM246 204H245V206H246ZM53 205L51 206L52 208H53ZM60 205H61V202H60ZM60 205L58 203L57 207L60 206ZM243 205H244V203H243ZM51 207H50V209H51ZM261 207H262V205H261ZM54 208H55V206H54ZM195 208L192 209V210H195ZM191 211L189 212L190 213L189 215H195V213H193ZM180 212L181 213L183 212L185 217H183V214L181 215ZM249 212H250V210H249ZM261 212L264 213V209H261ZM262 213H261V215H262ZM239 214H240V212H239ZM139 215L140 214H138V216ZM238 215H237V218L239 217ZM138 216H137V214H135V217H138ZM240 216H241L240 217V219H241L242 215H240ZM189 217L191 218V216H189ZM196 217H198V216H196ZM263 218H264V215H263ZM238 219H236V221H238ZM260 219H261V216H260ZM47 220H49V219H47ZM261 220H263V219H261ZM35 221H34V223L31 221V223H32V225L37 226V223L40 220L39 221L37 220L36 222ZM43 222L40 221L41 224ZM138 222H139L138 224H140V225L143 224L142 221H141L142 223L140 221H138ZM241 222H247V220L246 221L244 220V221H241ZM252 222H254V221H252ZM31 223L29 222L28 226ZM47 224H46V221H45L43 223V225H44L43 228H45V226ZM43 225H41V226H43ZM85 225L87 226V224H85ZM165 225H164V227H165ZM213 225H216L217 228H218V225H220L221 227L225 226V227H228V230L225 231V229L224 230L220 229L221 231L220 230L219 231L215 230L213 232H208V228H211ZM38 226L40 228V225H38ZM51 226L52 225H49L48 228H45V230L49 229V227H51ZM81 226H83L82 228H84V229L86 228V226L84 227V225H81ZM88 226H87V228H89ZM93 227L94 226L90 225L91 230H92ZM95 227L93 228L94 230L97 229V226H95ZM29 228H30V231L34 232V230H33L34 228L33 227H32L33 228L32 230H31L30 226H29ZM54 228H56V227H54ZM77 228L79 230H81L79 227H77ZM121 228H123V227H121ZM36 229H38V228H36ZM51 229L48 230V231H51ZM61 229H64V228L61 227ZM70 229H71V227H70ZM99 229L100 230L102 229V231H103V227H100ZM166 229L164 228V230H166ZM25 230H27V229H25ZM40 230L43 231V233L46 232V231H44V229H40ZM67 230H68V227H67ZM67 230H65L66 233L68 231L70 232V230H68V231ZM72 230H74V229H72ZM79 230H78L79 233H76V235H79L81 233ZM88 230L86 231L87 235L86 234L85 235L88 236L90 234L91 236H88V237L92 238L93 234L90 233V232L88 233ZM94 230H92V232ZM124 230H125L124 233L120 230V232H122V233H120L121 236L118 233V235L120 237L117 236V238L114 235V234L117 233L115 230H111L112 231L111 232L110 229H109L107 231V233L105 232V234H108V232H109V234L106 237L105 236L103 237L105 244H107L106 245L107 247L105 249L111 248V246H112L111 243H110L111 239H113L114 241L118 240V243L120 241L122 243H123V241L127 242L125 238H127V236H128V233H127L128 229L127 230L124 229ZM211 230L209 229V231H211ZM57 231H58V229H57ZM61 231L62 230H60V232ZM105 231H106V229H105ZM27 232L28 231H26V233ZM33 232H32V234H33ZM36 232H39V230L38 231L36 230L34 233H36ZM73 233H74V231L71 234H73ZM83 233H85V232H83ZM100 233L102 234V232H100ZM100 233H99V235H101ZM161 233L163 234V232H161ZM29 234H30V232L28 233V235ZM32 234H31V236L29 235V238L31 237V239L34 240L32 238V236H35L36 234L35 235H32ZM59 234H62V233H59ZM28 235H26L24 233V235H22V236H24V239H20L22 236H20V238L16 237L15 239L17 240V238H18V239H20L22 241V240H25V238H26V240H27V236ZM49 235H50V233H49ZM99 235H98V237H99ZM39 236L40 235L38 234L37 238H39ZM53 236L54 235H52V237ZM82 236L83 235H81V237ZM94 236L96 237V235H94ZM59 237H63V236H59ZM75 237L77 238V236H75ZM79 237L80 236H78V238ZM57 238L58 237H56L55 239H57ZM91 238H90L91 241L98 239V238H95V239L94 238L91 239ZM15 239L12 240L14 242V245L12 244L13 242L10 243L13 246H15ZM71 239L73 240L72 237H71ZM71 239H69V240H71ZM83 239L87 240V238H83ZM233 239H234V237H233ZM20 240H18V241H20ZM62 240H64V239H62ZM77 240H75L76 243H77ZM85 240H83L82 243H86ZM88 240H89V238H88ZM88 240H87V242H88ZM18 241H17V243H18ZM66 241H67V239H66ZM78 241L80 242V240H78ZM23 242L24 241H22L21 243H23ZM53 242H52V244H53ZM72 242H74V240ZM1 243L6 244V241L5 242L2 241V242H0V244ZM7 243H9V241H7ZM95 243H97V242H94L93 245ZM27 244H29V243H27ZM68 244H70V243H68ZM68 244L66 243V245H68ZM88 244L79 245V243H78V245L77 244L76 245L75 244H71L70 246L72 248H75V249L76 248H84L85 249V248L88 247ZM33 245H34V243H33ZM96 245H94V246L96 247ZM1 246H3V245L1 244ZM5 246L8 247L9 245L6 244ZM62 246H64V244ZM10 247H11V245H10ZM71 247H69V248H71ZM14 248H16V247H14ZM37 248H39V247H37ZM46 248H47V246H46ZM126 248H127V245H126ZM204 248L207 251L205 253H202L201 250L204 249ZM123 250H125V249H123ZM227 250H228V252H226ZM170 257H168V256L164 257L162 255H156V256L155 255L154 256L144 255L142 257H134V256H132L131 254H128V253H125L122 256L106 253V254H102V255H96V254L53 255L51 257V259H50V258L45 257L44 255H41V254H39V255H34V254H10V255H0V264H136L137 262H138V264H172L173 260H171ZM174 261H176V260H174ZM178 262H180V258H179Z\"/></svg>",
	"mask_w": 264,
	"mask_h": 264
},
{
	"label": "crops",
	"instance_id": "crops-1",
	"mask_svg": "<svg viewBox=\"0 0 264 264\" xmlns=\"http://www.w3.org/2000/svg\"><path fill=\"white\" fill-rule=\"evenodd\" d=\"M87 4L90 0H84ZM103 6L98 12H91L90 9L83 7L81 12L83 13H93L94 19V27H102L107 24V27L113 29L116 27H122L129 29L131 35L128 41L124 40V37H119L118 40H121V44L125 47L126 55L122 57L125 64H133L135 62V52L137 47V41L135 37V20L136 14L138 10V5L143 0H101ZM164 1V0H162ZM212 2V0H191V4L193 7V13L190 17V20L184 25L183 28V38L181 42L190 48V58L189 65L191 67L192 64L195 66V60L198 58L207 60L208 58H212V53L216 48L217 59L226 62H238L235 60L243 59V60H260L264 61V0H232V12L230 14V18L226 20L222 27L219 30H215L213 25H210V15L204 12L197 11L200 2ZM105 3L108 5V9L105 8ZM71 5V4H70ZM9 8V7H8ZM10 11V8L7 9ZM71 13L74 15L76 12L70 9ZM73 15H71V25L73 28L76 26V20ZM35 16V14H31L28 17L31 18ZM46 17V15H45ZM44 18V17H43ZM42 18V19H43ZM39 21L43 23V20ZM11 14L8 16H1L0 23L1 24H12ZM30 21V20H29ZM28 22V21H27ZM3 33V28L0 26V36ZM158 35V39L156 42V50L160 47L168 48V40L165 35H169L171 30L168 28L161 29ZM164 35H163V34ZM21 33H14L13 37L10 35L1 40L0 44V60H5L10 63L6 68L5 73L10 70H13L15 73L19 74L21 65L23 62H27V58L29 56H22L19 51L21 45L15 41H18ZM162 39H161V37ZM15 40V41H13ZM119 43V41H117ZM18 44V51H14L12 45L10 44ZM251 44L254 46H260V50L258 53H253V56H248L247 52L251 48ZM116 45V44H115ZM114 47L116 48L117 46ZM115 58H118V54L116 53V49L113 52ZM156 56V52H155ZM40 58V57H39ZM157 58V57H156ZM46 59H38V65L34 69L31 65V69L33 73L38 72V70H42L44 67V62ZM49 62V69L47 73L44 74V81L49 83L50 85L54 84V80H60L66 74L65 66L62 71L57 72V77L51 78L48 75L51 72V62ZM241 62V61H240ZM41 68V69H40ZM18 70V71H16ZM133 71V69H132ZM105 74L109 73V68L105 67ZM133 73V72H132ZM133 78V77H132ZM71 80V78H70ZM55 86V85H53ZM56 89V88H55ZM49 92V89H48ZM57 92V91H56ZM58 93L54 97L58 106H57V117L54 120V125L57 123V118L59 114V102H58ZM249 95L250 97H255L259 99L260 97H264V95L256 94L253 91L245 90L243 92L234 93V96H242V101L240 105H242V109H237L236 114H241V112L248 114V116H242V118H249L250 113L245 109L244 96ZM244 98V99H243ZM135 112H138L136 109ZM44 113V112H43ZM48 115V116H47ZM50 116V117H49ZM44 122H50L52 119V106L49 105L48 112H45ZM264 121V116L261 117L260 122H251L248 123L246 121H236L233 122L238 124L239 130L236 133H233L231 136L232 146H236V148L232 149V156L234 160H239L242 154L248 156V159L254 160L258 158V156H264V128L262 126V122ZM233 124V123H232ZM53 125V127H54ZM244 131H248L250 135L249 138L242 139L241 142L238 140L239 134ZM262 135V137H260ZM259 143V146H258ZM256 145V146H255ZM48 146V144H47ZM246 146V147H244ZM242 153V154H241Z\"/></svg>",
	"mask_w": 264,
	"mask_h": 264
}]
</instances>
